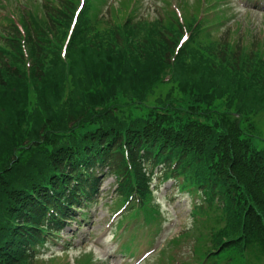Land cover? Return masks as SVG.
<instances>
[{
    "label": "trees",
    "instance_id": "16d2710c",
    "mask_svg": "<svg viewBox=\"0 0 264 264\" xmlns=\"http://www.w3.org/2000/svg\"><path fill=\"white\" fill-rule=\"evenodd\" d=\"M14 1L26 36L0 22V264H57L39 248L107 176L147 224L155 181L197 193L193 214L214 219L194 225L200 263L264 264V38L223 28L212 0L182 1L186 23L170 0L152 19L142 0L96 15L89 0L62 56L78 0Z\"/></svg>",
    "mask_w": 264,
    "mask_h": 264
},
{
    "label": "rangeland",
    "instance_id": "374dc122",
    "mask_svg": "<svg viewBox=\"0 0 264 264\" xmlns=\"http://www.w3.org/2000/svg\"><path fill=\"white\" fill-rule=\"evenodd\" d=\"M94 3V9L92 15L104 12L106 4H114L119 7L126 3L125 0H104V3L100 4L96 0H92ZM165 0H142V7L140 14L153 18V6L157 9L163 7L167 11L170 10ZM184 0H172L174 9L177 6L180 7V2ZM190 5L196 0H185ZM220 4V0H213ZM230 11L228 15H235L234 19L226 23V27H232L237 33L239 30L244 32L249 27L252 32L258 33L260 36H264V2L258 0H227ZM184 9V4H183ZM182 10V9H181ZM214 17L219 16L220 19H224L227 16L224 14L220 6H215ZM188 11L186 12V15ZM264 123V120H263ZM173 182L167 184L157 183V189L155 192L156 202L159 204L165 223L163 225V232L154 240H149L148 244H141L134 248L132 256L129 254L123 255L120 247L127 239V236H121L120 230L115 231L113 227V221L118 218H114V212L117 209V205H111L113 197L112 192L115 190L114 178L106 179L100 188V197H97V202H94L90 208L86 209L88 214L87 220L83 223L80 229H78L77 223L69 224L67 229L63 231L61 236L54 243H51L41 249L40 255L46 260L56 256L59 259L57 264H64L71 262L74 264V260L81 255L83 251L94 253L97 264H154L160 257V251L173 238L177 237L180 233L187 231L194 224V217L191 215V210L195 202V197L185 191H180L177 186L173 185ZM79 217V216H78ZM115 231V232H114ZM135 230H131V234ZM70 248L68 254H64L65 248ZM188 248L185 245L179 247L174 251V254L180 251L185 252ZM151 253L147 258L141 260L145 253ZM121 255L123 257H121ZM180 258H185L181 253ZM172 264H183L186 259L176 260ZM85 262H87L85 260Z\"/></svg>",
    "mask_w": 264,
    "mask_h": 264
}]
</instances>
